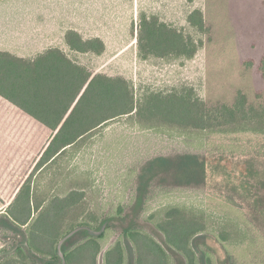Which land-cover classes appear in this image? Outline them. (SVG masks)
I'll return each instance as SVG.
<instances>
[{
  "label": "rangeland",
  "instance_id": "rangeland-1",
  "mask_svg": "<svg viewBox=\"0 0 264 264\" xmlns=\"http://www.w3.org/2000/svg\"><path fill=\"white\" fill-rule=\"evenodd\" d=\"M195 10L202 11L204 29L189 20ZM142 14L156 16L193 37L200 43L195 55L143 59L138 50ZM69 30L85 39L102 38L105 51L97 55L70 50L65 41ZM54 47L93 74L126 78L139 99L146 93L187 87L208 107L232 106L241 93L248 105L264 104V0H0V51L34 58ZM38 126L42 127L39 155L51 133L43 124ZM186 151L206 154V183L178 186L172 177H159L136 220L162 241V234L145 219L149 213L156 212L160 222L168 207L196 210L206 221V230L192 240L198 254L207 245L215 264L225 259L218 238L226 236L223 242L239 264H264V133L180 130L128 116L91 131L79 147L37 174V200L43 207L53 197L85 191L75 205L79 209L70 211L61 225V231L76 226L58 241L61 259L56 264H67L63 245L69 238L79 244L85 237L83 228L94 236L106 230L96 259V264H105L106 251L120 238L127 221L114 220L98 230L100 218L116 213L119 206L130 210L137 182L134 167L156 155ZM37 215L34 210L29 224ZM84 221L88 226L79 224ZM24 227L0 223V264L19 256L17 248L26 243ZM27 255L44 264L38 253Z\"/></svg>",
  "mask_w": 264,
  "mask_h": 264
},
{
  "label": "trees",
  "instance_id": "trees-1",
  "mask_svg": "<svg viewBox=\"0 0 264 264\" xmlns=\"http://www.w3.org/2000/svg\"><path fill=\"white\" fill-rule=\"evenodd\" d=\"M189 20L204 29L201 10H195ZM139 29L138 50L143 59L152 55L192 58L200 45L193 37L156 16L142 14ZM65 41L70 50L80 53L100 55L106 49L102 38L85 39L77 30L67 31ZM0 95L53 131V138L13 205L7 214L0 215L1 224L21 228L27 225L24 227L26 243L17 248V259L1 264H38L28 252L38 253L44 264L60 261L58 241L76 226L61 231V225L70 211L79 209L75 205L84 198L85 191L73 190L66 197H53L50 204L43 207L37 200V174L61 160L72 148L79 147L91 131L115 118L128 116L139 122L159 121L166 126H178L180 130L264 133V104L248 105L242 93L232 106L221 103L208 107L194 89L187 87L170 93L150 92L139 99L126 78L93 74L57 47L34 58L1 50ZM206 160L205 153L186 151L156 155L134 167L137 182L130 210L126 212L119 206L116 213L100 218L98 230L114 220L127 221L120 238L106 251L105 264H215L209 246L205 245L198 254L192 245V240L206 230L205 218L196 210L171 206L160 222L156 220V212L149 213L145 219L162 234V241L136 220L144 212L151 188L159 177H172L178 186L203 185L207 178ZM34 210L38 215L29 224ZM79 224L88 226L85 221ZM81 233L85 237L79 244H73L69 238L63 245L66 263L96 264L100 240L106 230L97 236L84 228ZM218 240L226 258L217 264H239V258L237 260L230 246L223 242L226 236Z\"/></svg>",
  "mask_w": 264,
  "mask_h": 264
},
{
  "label": "crops",
  "instance_id": "crops-1",
  "mask_svg": "<svg viewBox=\"0 0 264 264\" xmlns=\"http://www.w3.org/2000/svg\"><path fill=\"white\" fill-rule=\"evenodd\" d=\"M38 123L34 117L0 95V211L5 210L0 215L7 214L53 138V131L44 125L51 135L38 155L42 129Z\"/></svg>",
  "mask_w": 264,
  "mask_h": 264
},
{
  "label": "water",
  "instance_id": "water-1",
  "mask_svg": "<svg viewBox=\"0 0 264 264\" xmlns=\"http://www.w3.org/2000/svg\"><path fill=\"white\" fill-rule=\"evenodd\" d=\"M63 258H64V260L66 261L64 253H63Z\"/></svg>",
  "mask_w": 264,
  "mask_h": 264
}]
</instances>
